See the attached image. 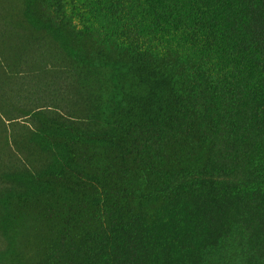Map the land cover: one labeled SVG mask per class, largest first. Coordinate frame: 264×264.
I'll return each instance as SVG.
<instances>
[{
  "label": "trees",
  "instance_id": "trees-1",
  "mask_svg": "<svg viewBox=\"0 0 264 264\" xmlns=\"http://www.w3.org/2000/svg\"><path fill=\"white\" fill-rule=\"evenodd\" d=\"M0 264H264V0H0Z\"/></svg>",
  "mask_w": 264,
  "mask_h": 264
},
{
  "label": "rangeland",
  "instance_id": "rangeland-1",
  "mask_svg": "<svg viewBox=\"0 0 264 264\" xmlns=\"http://www.w3.org/2000/svg\"><path fill=\"white\" fill-rule=\"evenodd\" d=\"M26 70L29 71V72H27V75H28V76L34 74V73L32 72L31 69L28 68V69H26ZM27 79H28V77H27ZM28 80H29V81H34V79H31V78L28 79ZM43 80H44V81H46V80H47V81H48V80L50 81V79H47V77H46L45 74H43ZM32 86H33V85H32ZM32 86H31V87H32ZM27 88H28V84H26V90H27ZM27 92H28V90L26 91L25 94H27ZM29 96H31V97L34 96V99H35L36 96H37V98H38V102H39V103H43V102H44V100H42L41 95H36V96H35L34 94L31 93V95H29ZM31 97H30L29 99H28V98H27V99H24V100H23V103H26L27 105H31V104H32V102H31Z\"/></svg>",
  "mask_w": 264,
  "mask_h": 264
}]
</instances>
